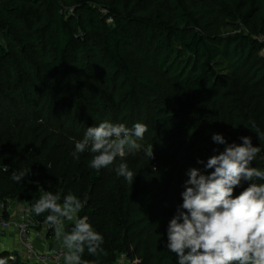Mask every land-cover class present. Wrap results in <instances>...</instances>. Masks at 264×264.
I'll return each mask as SVG.
<instances>
[{
	"label": "trees",
	"instance_id": "1",
	"mask_svg": "<svg viewBox=\"0 0 264 264\" xmlns=\"http://www.w3.org/2000/svg\"><path fill=\"white\" fill-rule=\"evenodd\" d=\"M239 24L243 30L223 34ZM261 36L264 0H0V201L20 199L32 208L43 194L49 166L33 157L35 149L57 144L46 131L52 124L72 119L83 135L105 120L125 119L106 102L124 101L130 110H146L159 166L145 152L126 156L130 184L116 173L120 158L106 175L111 165L97 172L84 161L73 181L82 184L75 187L79 199L87 197L78 217L87 216L102 234L104 253L85 249L81 259L178 264L167 249V227L183 202L189 170L209 174L207 160L245 136L261 149L250 166L264 170ZM136 49L146 51L149 67L133 69L129 58ZM217 133L225 144L213 141ZM59 167L63 177L71 176L69 149ZM14 171L27 175L14 182ZM100 183L111 196L104 206L94 195ZM250 183L242 181L234 195ZM48 214L33 212L40 223ZM73 226L68 221L65 231ZM10 264L36 263L18 257Z\"/></svg>",
	"mask_w": 264,
	"mask_h": 264
},
{
	"label": "clouds",
	"instance_id": "2",
	"mask_svg": "<svg viewBox=\"0 0 264 264\" xmlns=\"http://www.w3.org/2000/svg\"><path fill=\"white\" fill-rule=\"evenodd\" d=\"M252 130L258 129L252 125ZM147 125L137 122L131 128L123 123L103 121L88 127L84 137L75 142L76 156L90 150L93 155L89 167L99 172L122 161L116 173L133 184L134 173L124 161L129 154L142 148ZM213 141L225 144L221 134H214ZM242 144H229L218 155L211 156L205 165L209 174L197 168L188 172L182 204L167 227V249L179 258L178 264H264V170L250 166L260 147L253 146L250 137H241ZM153 158V146L143 149ZM199 162V161H198ZM2 170L8 172L3 165ZM27 175L14 171L11 179L20 182ZM242 181H251L239 195L234 191ZM59 194L44 192L32 205L36 215L49 213L45 223L54 229L58 241L67 250L65 264H88L81 257L87 249L91 255L103 254L104 238L88 222L87 216L78 217L87 202L74 194H67L59 203ZM74 220L71 231H65L64 220ZM12 255L0 257V264H10Z\"/></svg>",
	"mask_w": 264,
	"mask_h": 264
},
{
	"label": "rangeland",
	"instance_id": "3",
	"mask_svg": "<svg viewBox=\"0 0 264 264\" xmlns=\"http://www.w3.org/2000/svg\"><path fill=\"white\" fill-rule=\"evenodd\" d=\"M239 27H229L228 29L224 30V35H229V34H235L238 31H241L244 29V27L239 24ZM261 39H264L262 36L260 37ZM129 61L131 63V66L133 67V69H144L149 67L150 65V60L147 57V53L145 50L141 49H136L129 58ZM237 82H235V87L236 88ZM107 103H109V107L111 112L114 111H124V118L120 123L125 124L127 127L131 128L135 123L140 122L143 123L145 125H147L148 131L145 133L144 135V139L139 141V143L142 145V148L135 152L134 154H129L128 157L132 158V159H136L137 157L141 156L142 153L144 152L143 149L144 147H147L149 145L153 146V160H154V166H159V156L157 154V149H156V142L153 138L152 132L153 129L146 123L145 121V117L147 115L146 110L142 112V109L135 106L133 108V110H130V108L128 107V105L124 102V101H120L118 103H113L109 100H106ZM134 112L135 114V121L134 119L132 120L131 118L133 117L132 113ZM131 115V116H130ZM53 116V115H52ZM59 118V117H57ZM140 118V120H139ZM143 118V119H142ZM131 120V121H130ZM41 121V120H40ZM66 123V124H65ZM72 119H64L61 120V122H55L54 124H52V126H50V131H48L49 133L52 134V137H54L56 139L57 144H52L51 147L47 150L44 151L43 149H35L34 150V161L35 162H41L42 160L47 161L48 164V182L46 184V188H44L43 193L44 192H52L53 194H62L65 192L64 196L65 197L67 194L71 193L76 195L79 198V194L77 192V190H75L76 186L82 187V184H77L75 183L73 185V181L78 177L79 175V170H81L85 163L84 161L86 160H90L92 159L93 155L90 150H86L84 153H78L76 156H73L72 153L75 151V142L77 140H81L84 137V134L81 135L79 132H81L80 126H72ZM77 128V130H76ZM45 131V132H46ZM72 132V133H71ZM76 132V133H75ZM47 134V132H46ZM65 149H69L70 153H71V158H72V171L71 176L69 177V174L65 177L62 176V172L60 171V167L59 164L61 163V159L63 157V153ZM119 160V158L116 159L115 163L111 165V167L109 168V170L105 173V175L107 173H112L115 169V166L117 164V161ZM89 164V163H88ZM37 168V167H36ZM155 170L157 167H153ZM38 169V168H37ZM153 169V170H154ZM75 182V181H74ZM94 195L96 196V198L98 199V203L100 204V206H104L106 204V202L110 199V195H108L106 193V191L104 190L103 185L100 183L98 184V186L96 187V189H94ZM23 201L20 199H16V200H10L9 201V207L11 209L12 215L17 216L20 207L22 206ZM63 203V202H62ZM66 226V225H65ZM33 231L34 234L36 236H38V233L41 231V229H38V226H33ZM16 233V234H15ZM10 232L4 233V234H0V252H8L10 254H15L16 251H18L19 249H21L20 246V241L18 240L17 237V231L15 230L14 236L10 235ZM9 235V236H8ZM6 239H8L7 241H12L7 242L5 241ZM43 245H41V247L38 245V249L41 251H44L47 246L48 243L47 241H50L49 239H43ZM54 241H58L57 239ZM62 241V240H61ZM44 242L46 243V246L44 248H42L44 246ZM9 243V245L7 244ZM55 242L50 243L49 245H54ZM20 257V256H19ZM125 261V258L119 257L118 261L116 264H123V262Z\"/></svg>",
	"mask_w": 264,
	"mask_h": 264
},
{
	"label": "built area",
	"instance_id": "4",
	"mask_svg": "<svg viewBox=\"0 0 264 264\" xmlns=\"http://www.w3.org/2000/svg\"><path fill=\"white\" fill-rule=\"evenodd\" d=\"M101 11L106 12L104 9ZM111 20V18L108 19L109 22ZM9 201V199L0 201V234L16 229L21 250L18 254H11L15 260L20 256L25 261L36 264H65L64 255L67 250L63 247L62 241H54L56 240L54 229L45 222H38L28 204H23L17 216L13 218ZM68 221L67 219L64 220V228ZM33 226L41 227V231L38 233L39 237L50 240L47 241L48 246L44 251L38 249ZM52 242L55 244L49 245Z\"/></svg>",
	"mask_w": 264,
	"mask_h": 264
},
{
	"label": "crops",
	"instance_id": "5",
	"mask_svg": "<svg viewBox=\"0 0 264 264\" xmlns=\"http://www.w3.org/2000/svg\"><path fill=\"white\" fill-rule=\"evenodd\" d=\"M22 203H23V204H26L25 202H22ZM23 204H22V205H23ZM20 208H21V207H20ZM19 210H20V209H19ZM12 217L15 218L16 216H15V215H12ZM38 229H39V228H38ZM15 230H16V229H13V230L10 231V233H11L10 235H11V236H14V234H12V233H14ZM15 234H16V233H15ZM8 236H9V235H8ZM7 240H8V239H6L5 241H7ZM43 241H44V240H42V238L39 237V236H37V234H36V236H35V242H36L37 246L39 245V246L41 247V245H43ZM7 242H10V243H11L12 241H7ZM47 243H48V242H47ZM7 244L9 245V243H7ZM45 246H46V243L44 242V246H43L42 248H44ZM20 250H21V249H19V250L16 251L15 253L18 254V253L20 252Z\"/></svg>",
	"mask_w": 264,
	"mask_h": 264
}]
</instances>
